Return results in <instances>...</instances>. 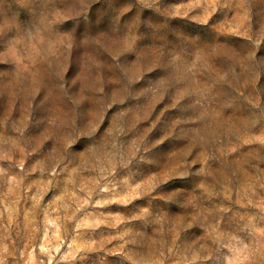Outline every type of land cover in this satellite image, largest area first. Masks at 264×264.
Listing matches in <instances>:
<instances>
[{"label": "rangeland", "instance_id": "374dc122", "mask_svg": "<svg viewBox=\"0 0 264 264\" xmlns=\"http://www.w3.org/2000/svg\"><path fill=\"white\" fill-rule=\"evenodd\" d=\"M0 264H264V0H0Z\"/></svg>", "mask_w": 264, "mask_h": 264}]
</instances>
